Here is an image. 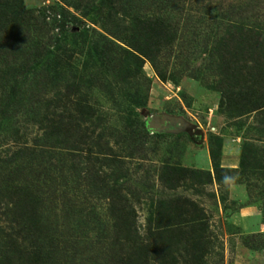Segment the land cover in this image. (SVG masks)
<instances>
[{"label":"rangeland","instance_id":"1","mask_svg":"<svg viewBox=\"0 0 264 264\" xmlns=\"http://www.w3.org/2000/svg\"><path fill=\"white\" fill-rule=\"evenodd\" d=\"M152 1L135 7L136 0L23 1L33 12L32 35L40 47L54 52L61 47L82 79L91 62L85 49L72 45L75 35L99 36L138 56L142 81L129 82L122 93L123 84L114 81L104 90L95 88L89 96L93 111L76 114V130L101 160L87 171L84 159L68 156L62 132L51 165L36 158L18 159L12 168L0 165V264L7 255L12 264H30L36 238L43 245L37 264H122L121 254L130 257L129 264H250L244 260L249 253L264 258V228L242 232L230 217L243 205L229 195L231 185H245L248 205L261 211L264 226V0ZM12 2L0 0V23ZM146 15L166 27L152 51L158 70L134 50L133 38L140 35L136 18ZM143 32L138 50L148 46ZM121 60L116 56L113 64ZM40 84L48 88L45 100L65 93L64 79L43 78ZM135 91L146 99L139 109L128 103ZM238 92L241 110L233 95ZM230 94L233 102L227 101ZM43 104L30 119L4 118L0 111V160L8 150L11 157L16 143H31L37 129L32 123L50 126L52 109ZM255 104L263 109L254 111ZM157 116L167 117V130L152 133L147 122ZM130 118L131 124L141 120L148 133L134 139L135 148L124 130ZM203 154L209 170L193 165ZM243 155L248 168L241 170ZM22 166L24 177L10 180V172ZM29 168L41 176L29 177ZM17 185L26 194L17 197ZM28 190L40 191L41 206L33 231L17 235L30 211ZM3 207L10 218L1 215ZM12 233V239L6 237Z\"/></svg>","mask_w":264,"mask_h":264},{"label":"trees","instance_id":"2","mask_svg":"<svg viewBox=\"0 0 264 264\" xmlns=\"http://www.w3.org/2000/svg\"><path fill=\"white\" fill-rule=\"evenodd\" d=\"M8 1L13 2L10 4V6H7L8 13H5L6 16L2 18V20L5 22L3 24L0 23V33L8 35V38H5V36H0L1 115L8 119H15L17 117H25V119H30L31 116H35V107L40 103L41 105L43 103L46 105L49 104V108L47 107L46 109H48V111L52 109V112L47 114V118H50V120H48V124L50 126L45 129L42 127V124L38 123L37 121L34 122L35 124L32 123V128H35L34 126H36L37 129L31 143H16V147L18 148L12 152L11 157L8 156L11 152L8 150L7 152L9 153L6 154V157L3 160H0V165L2 164L7 168H12L13 164L18 159L23 160L24 158L34 160L36 158L38 162H43L41 165L44 167L51 165L53 162H55V160H53V153L55 155V148H57L55 147V143L61 141L60 137L62 132L64 134V138L61 143H66L68 145V152H70L68 156L73 159H75V157L84 159L82 162L85 164V168L83 169L87 171L90 168L89 165H91L92 162H100L101 160H99V157H95L97 156V153L93 152L92 148L87 147L88 145L83 140V134H80L81 131L78 132L76 130V128H78L75 123V119L78 117L76 114L84 116L85 114L93 111V108L89 104V96L95 88L104 90L109 85L111 86V81H114L118 85H121L120 83L123 84L120 87L118 86L122 93L125 85H127L129 82L134 80L136 82L142 81V78L139 77V72L141 71L140 68H142L141 60L138 56L131 54L128 51L121 50V48H118L114 43L105 41L104 39L99 38V36H71L72 41L74 40L72 45H79L82 49H85L86 56L91 62V65L88 68L89 72L87 75H85L86 78L82 79L80 77L81 75H79L80 72L70 66L69 59L65 58V56L60 53L62 51L61 47H58L55 52L54 50L40 47L41 41L37 38V36L32 35L33 12H29L25 9L23 4L24 0ZM140 3L153 4L155 2L152 0H136V2H134L132 5L135 7V5H140ZM10 16L13 17V21H8V17ZM14 21L17 22V24L15 23V25L13 24L14 26L10 27ZM63 22H66L64 18ZM135 22L136 29L140 32V35H142L144 33L143 31H145L149 36H144L148 46L143 45L141 50H138L137 44L138 39H140L139 37L141 36L139 35L138 38H133V41L136 43L134 50L152 60L154 66L156 67L157 63L155 61V56H153L154 53L152 52L153 47L156 45L155 38L156 35H164L166 32V27L163 26V24H159L158 19L154 20V18L148 17L147 15L136 18ZM61 27H63V25ZM229 29L233 30L234 27L230 26ZM246 32L247 34H253V32L256 31H245V33ZM255 35L257 34L255 33ZM161 37L165 36H159V38ZM257 39H259V36ZM116 56L122 58L121 63H117V65L113 64L115 62ZM131 59L132 63L129 64V60ZM67 67L68 70L66 69ZM156 69L158 70V67H156ZM43 78H49L52 81L64 79L66 84L64 95H61L60 97V94H56L57 97L54 99L45 100L44 95H46L48 92V88L46 87V84H40ZM57 90L60 91V88ZM135 92L136 95H127L129 98L128 103L135 107V109L144 107L146 99L141 96L139 91ZM231 95L232 94L227 97V101L229 102L232 101L230 99L232 97ZM233 95H235L237 98V102H235V104L237 107H239L238 109H243L244 106L242 107L241 105L243 94L238 92L234 93ZM49 101L52 102L49 103ZM254 108V111H257L263 109L264 107L261 108L259 104H255ZM84 111L86 113L82 114ZM92 116L93 115H86V117L90 118H93ZM36 118L37 117H35V119ZM81 121H83V119L80 118V122ZM127 121V125L124 127L125 134L128 135V141L132 148H135L136 142L134 139L139 138V136L143 135V132H146L145 124L141 120L136 121V124L134 122L131 124V118ZM72 132H76L74 133L75 137H73ZM146 134L148 135L147 132ZM146 134H144V136ZM11 135L13 138L15 137V133ZM101 136L102 135L100 134L96 139L101 138ZM72 138L76 139L73 140ZM50 144L51 146L48 147ZM245 158L246 156L244 157L243 155L241 170L248 168ZM103 161L105 162V159H102V162ZM249 166H252V164ZM25 169H27V167L22 166L20 168H16L13 172H10V180L13 179V182L21 180L24 177ZM29 169V177L34 176L38 178L41 176L40 173L38 175L36 174L38 171L35 169ZM219 171H217V174ZM24 179L25 183L29 182L32 184V182L28 181L27 178ZM14 191V193H18L16 195L17 197H20L22 194H26L24 193L26 192V189H24L22 185H17ZM29 192L32 193L27 195L28 199H25V201L28 203L30 211L29 214L25 213L27 218L25 217L24 222L17 229V235H21L28 230L30 234L35 228L33 221L38 217L37 209L41 206V201L39 200L41 197H37V193L40 194V191L36 192L35 194L33 193L34 191ZM16 202L18 203V200H16ZM3 208L4 210L1 212V215L9 216L10 209H7L8 207ZM12 220L15 226H18V222L16 221L18 219L14 218ZM14 230L15 228L12 229V231ZM12 235L13 233L6 235V237L12 239ZM30 236L31 239H34V236L36 237L35 233ZM133 240L134 242H138L140 240L138 230L133 231ZM35 242L36 243H34L32 247L34 249L32 256L29 255L28 257L30 258L26 256L30 264H37L41 261L42 257L43 245L37 244L39 243L37 238L35 239ZM13 249L14 248H11V250ZM6 257L5 263L12 264L13 258H11L9 255ZM119 260L122 264H129L131 261L130 257L125 256V254H121Z\"/></svg>","mask_w":264,"mask_h":264},{"label":"crops","instance_id":"3","mask_svg":"<svg viewBox=\"0 0 264 264\" xmlns=\"http://www.w3.org/2000/svg\"><path fill=\"white\" fill-rule=\"evenodd\" d=\"M195 166L204 164L207 165L206 169L209 170V163L206 161L205 155L202 158L196 157L193 159ZM230 199L233 202H237L243 205L236 213L232 215L231 220L235 223L239 229L244 233H258L264 228L262 223L261 211L253 205H248L249 195L245 185L237 184L231 185L229 188ZM244 260L250 264H264V258L261 255L249 253L244 257Z\"/></svg>","mask_w":264,"mask_h":264},{"label":"water","instance_id":"4","mask_svg":"<svg viewBox=\"0 0 264 264\" xmlns=\"http://www.w3.org/2000/svg\"><path fill=\"white\" fill-rule=\"evenodd\" d=\"M168 122L167 117L157 116L147 122V129L152 133L164 132L167 130Z\"/></svg>","mask_w":264,"mask_h":264}]
</instances>
